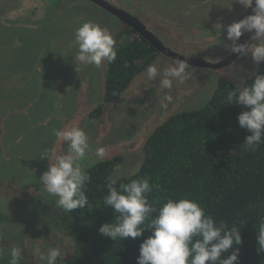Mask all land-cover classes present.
<instances>
[{
  "label": "rangeland",
  "instance_id": "obj_1",
  "mask_svg": "<svg viewBox=\"0 0 264 264\" xmlns=\"http://www.w3.org/2000/svg\"><path fill=\"white\" fill-rule=\"evenodd\" d=\"M63 3L64 7L49 10L47 19L39 27L34 23L29 26L31 28L4 24L0 27V108L14 107L24 112L16 113L17 116L10 118L7 123L10 136H14L7 137V144H10L7 156H12V160L4 159L0 166V180L13 184L20 191L17 195H0V212L8 217L0 221V255L9 257L10 249L19 246L23 250L22 264H41L32 255L35 246H39L42 251L60 247L65 257L58 258L56 264H67L66 259L70 260L73 253L71 239L52 234L45 227L47 212L54 205H49L47 197L40 194L45 192L40 177L48 170L49 163V158L41 155L48 153L50 157L52 149L56 148L58 139L53 134L54 129L74 125L85 131L89 150L80 162L85 170L94 164L91 161L96 154H90L102 146L113 149L109 150L111 153L108 156H122L123 160L112 175V179L117 181L134 174L141 167L150 132L170 114L173 107L180 105L181 108V101L189 98L186 102L190 103L189 108H202L215 90L212 87L206 89L207 94H202L203 97L199 96L195 100L190 98L192 89H197L199 95V89L205 83L208 84L209 72L206 69L189 66V78L183 83L174 80L170 90L160 87L159 77L148 80L145 70L136 76L139 83L144 82V90H126L122 99L121 95L108 104L99 116L87 113L78 118L81 106L86 113L104 103L106 72L102 71L107 63L96 67L75 60L78 50L75 44L76 29L82 23L91 21L109 29L116 39L122 23L93 4L92 0H63ZM229 3L235 7L229 9L228 23L239 21L246 10L239 0H207L199 9L189 11L188 20L201 17L206 18V21L211 20L226 13L227 10L222 6ZM217 26L215 24L212 28L219 32ZM220 33L225 32L220 30ZM203 43L202 50L208 52L205 50L208 44ZM230 44L226 35L224 42L219 43L218 50L225 51ZM209 51L211 56L219 54L214 44ZM153 63L163 69L172 64L173 59L161 55ZM260 65L257 66L248 56L225 67V70L239 82L245 83L253 72L259 71ZM165 95H171L172 101H163ZM23 100L27 102L25 106L21 105ZM165 103L166 107L162 106ZM141 138L137 148H128V143H139ZM61 146L65 154L68 151L67 144L61 142ZM18 154H22L19 159L15 156ZM1 188L4 190L3 186Z\"/></svg>",
  "mask_w": 264,
  "mask_h": 264
},
{
  "label": "trees",
  "instance_id": "obj_2",
  "mask_svg": "<svg viewBox=\"0 0 264 264\" xmlns=\"http://www.w3.org/2000/svg\"><path fill=\"white\" fill-rule=\"evenodd\" d=\"M121 35L125 37L116 42V61L109 64L106 73L107 102L120 97L158 55L134 29L127 28ZM257 72L264 73V62ZM251 82L250 77L244 84ZM236 86L220 85L204 107L175 113L156 127L146 141L141 167L118 179L117 187L148 177L155 186L149 194L154 206L168 198H190L217 222L224 221L229 227L241 222L242 244L234 245L229 254L239 247L238 264H264V252L257 251L256 241L258 220L264 219V144L256 152L242 150L245 137L251 134L238 123L244 109L223 104ZM101 110L102 106L95 109L92 116H99ZM122 160V156H115L87 168L91 177L86 188L88 205L71 213L59 212L58 226L74 244L67 264H137L140 244L151 235L150 230L124 241H113L98 231L115 219L113 210L103 206L105 180L112 178ZM9 259L0 255V264H9Z\"/></svg>",
  "mask_w": 264,
  "mask_h": 264
},
{
  "label": "clouds",
  "instance_id": "obj_3",
  "mask_svg": "<svg viewBox=\"0 0 264 264\" xmlns=\"http://www.w3.org/2000/svg\"><path fill=\"white\" fill-rule=\"evenodd\" d=\"M246 9L252 7L253 14L227 25V47L231 53L241 57L251 56L258 66L264 62V0H239ZM220 29L222 24H216ZM251 33L249 42L238 43L245 33ZM75 44L78 46L75 60L80 64L101 67L116 61V41L105 27L91 21L82 23L75 32ZM125 66H127L125 64ZM185 60L174 58L173 63L160 69L156 63L148 65V80L159 77L162 89H171L173 81L183 83L191 75ZM251 84L237 85L229 91L224 105H238L244 109L238 115V123L250 135L241 145L245 152H256L264 144V73L253 72ZM163 101L171 102L172 96L165 95ZM162 106L166 107V103ZM55 137L66 143L68 151L57 155L53 162L48 153L41 155L49 158L47 171L40 177L44 191L56 198L60 209L71 213L84 209L88 203L86 188L91 180L81 166L89 150L88 137L78 127L54 129ZM105 150L96 149L97 157ZM107 195L103 197V206L110 207L114 213L113 222H105L99 233L113 241L141 237L145 230L151 235L145 238L139 247L137 264H238L239 247L229 254L233 246L242 244L240 223L228 226L217 220L195 200L190 198H168L166 202L154 206L149 202V194L154 190L148 177L132 179L120 183L111 177L105 180ZM257 251L264 252V219L258 220L256 229ZM32 255L41 264H56L62 254L60 247H50L42 251L39 246L32 249ZM9 264H22L23 250L13 246L9 251Z\"/></svg>",
  "mask_w": 264,
  "mask_h": 264
},
{
  "label": "flooded vegetation",
  "instance_id": "obj_4",
  "mask_svg": "<svg viewBox=\"0 0 264 264\" xmlns=\"http://www.w3.org/2000/svg\"><path fill=\"white\" fill-rule=\"evenodd\" d=\"M96 1L97 0H92V3L97 5L98 7H101L106 12L114 15L122 23V28L115 39L116 42L120 39L122 40L125 37V35L123 37L121 34L124 33L127 28H131L134 29L139 35L144 37L154 47L155 43L160 46L161 49L155 47L158 52L157 58L161 55H164L173 60L174 58H193L195 59L194 63L187 62L185 60L189 66L201 68L203 70L206 69L209 72V75H207L209 82L208 84L205 83V85L201 87L202 90L199 89L200 94L197 95V89H192V95L190 96V98H192L193 100H195L199 96L203 97L202 94L206 95V89H212V87L216 90L220 85L223 84H244L242 82H239L234 75L227 73V70H225V67L232 65L243 57L239 56V58H237L235 61L225 64V62L229 61L230 57L235 53H231L229 48L222 52L218 50L219 43L221 44L226 39V27L227 25H229V14L231 12L229 9H234L235 7L232 3L226 5L224 4L222 6V8H225L227 10L226 13L224 12L219 16H215L211 20L206 21V18L203 17L188 20V13L193 8L199 9L200 6L207 3V0H99V2H101L102 4H107L110 7H114L117 11L122 12L123 16H126V19L123 20L118 14L112 13L107 8H104L101 4H98V2ZM56 7H64L63 0H0V27L4 24L9 25V27H13L12 25H26L24 27L31 28L29 26H31L32 23L37 24V27H39L42 22L47 19L49 10ZM252 7H254V3ZM252 7H249L245 10V14L242 18L248 15V11L252 10ZM251 14H253V12ZM218 23L224 26L220 29L225 32L224 34L216 32L215 29L212 28L215 24ZM129 24L133 26H130ZM134 26L140 29L143 34L138 32L134 28ZM211 32H213V34ZM120 36L123 38H121ZM250 36L251 33L245 32L240 37L238 43L249 41ZM203 42H206V45L208 44V47L205 49L208 52L202 50V45L204 44ZM212 44L215 45L216 53H219L216 56H211L212 54L209 51L212 48ZM208 48L210 49L207 50ZM108 66L109 64H107V67H103L104 71H102V73H107ZM106 73H104V103L94 107V110L99 108L100 106H102V109H105L108 104H112L114 102H107L105 100ZM142 85H144V82L141 81L139 83V80L135 77L130 85L126 88V90H144V88H142ZM25 92H27V90ZM124 96L125 95L123 93L121 98H119L122 99ZM211 96L209 97V99L211 98ZM23 97L24 96H21V98ZM188 99L181 101V108H179L180 105L173 107V109L170 111V114H168V116L165 117L159 125H161L175 113L193 110L194 108H189L190 103H186L188 102ZM26 104L27 102L23 100V103L21 105L25 106ZM90 110L91 109H89L88 112L84 113L81 106L80 112L77 115L78 118L86 116L87 113L92 114L91 112H93L94 110ZM19 112L24 113L23 111H20L14 107H8V109L0 108V166H2L4 159L12 160V156H7V147L10 146V144H7V137L13 138L14 136H10L9 129L7 128V123L10 118L16 117V113ZM72 126L74 125H70L69 127ZM63 128L64 125L61 129ZM150 133H152V131ZM142 138L140 139L139 143L136 141L133 143H128V148H137L141 143ZM61 142L62 141L58 140L56 148L52 149L50 159L53 162L55 161V157L57 155L63 154V146H61ZM102 148L105 150L106 155H103L102 157H97L96 155L95 157H93V160L91 162H93L94 164L100 160L112 158L108 155H110L111 153L109 152V150L111 149L112 151L113 149L111 147L110 149H107V147L105 146H102ZM95 154L96 151L92 152L90 155L94 156ZM15 156L17 157V159H19L22 157V154H18ZM50 159L48 168L51 162ZM1 186H3V189L6 192L2 190ZM19 191V188H16L13 184H7L6 182H2L0 180L1 196H3L4 194H8V196L10 194L17 195ZM21 192L24 193V191ZM34 194L38 193L35 192ZM40 194L44 198L47 197V200L50 202L49 205H54V207L49 209L47 212V225L45 227L52 234L54 233L61 238L72 240V238L65 232V230H61L58 226V224H60L58 222V219L61 209L56 203V198L49 196L46 192H42ZM0 215L2 216L3 221L8 218L4 213L0 212ZM66 261L68 260L66 259Z\"/></svg>",
  "mask_w": 264,
  "mask_h": 264
},
{
  "label": "water",
  "instance_id": "obj_5",
  "mask_svg": "<svg viewBox=\"0 0 264 264\" xmlns=\"http://www.w3.org/2000/svg\"><path fill=\"white\" fill-rule=\"evenodd\" d=\"M95 1V0H94ZM96 2H98V4H101L104 8H107L109 11H111L112 13H115V14H118L119 16H120V18L121 19H123V20H125L126 19V16H123V13L122 12H119V11H117L114 7H110V6H108L107 4H102L101 2H99V0H97ZM114 8V9H113ZM252 13V10H249L248 11V15H250ZM247 16V15H246ZM130 26H133V25H131V24H129ZM134 28L138 31V32H140L141 34H143L142 33V31L140 30V29H138V28H136L135 26H134ZM155 45V47H157L158 49H161L160 48V46L157 44V43H155L154 44ZM239 54H233L231 57H230V59H229V61H226L225 62V64H227V63H230V62H232V61H235L237 58H239ZM182 60H186L187 62H195V59H191V58H181Z\"/></svg>",
  "mask_w": 264,
  "mask_h": 264
}]
</instances>
